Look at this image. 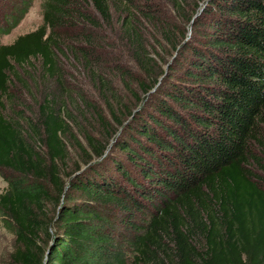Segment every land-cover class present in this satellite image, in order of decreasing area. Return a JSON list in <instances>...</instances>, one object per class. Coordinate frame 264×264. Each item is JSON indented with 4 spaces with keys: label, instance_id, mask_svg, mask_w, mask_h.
Listing matches in <instances>:
<instances>
[{
    "label": "trees",
    "instance_id": "16d2710c",
    "mask_svg": "<svg viewBox=\"0 0 264 264\" xmlns=\"http://www.w3.org/2000/svg\"><path fill=\"white\" fill-rule=\"evenodd\" d=\"M148 1L43 0L42 23L0 43L10 264H264V0H196L192 37L168 73L137 36ZM166 1L179 10L186 0ZM115 16L138 70L136 91L120 84L140 105L122 115L110 105L102 141L81 130L83 163L63 179L77 88L116 92L104 34Z\"/></svg>",
    "mask_w": 264,
    "mask_h": 264
},
{
    "label": "rangeland",
    "instance_id": "374dc122",
    "mask_svg": "<svg viewBox=\"0 0 264 264\" xmlns=\"http://www.w3.org/2000/svg\"><path fill=\"white\" fill-rule=\"evenodd\" d=\"M23 0H0V27L6 26L9 17L15 12L11 10L13 7L17 9ZM27 11L20 19L17 25L10 29L9 32L0 34V43H11L16 36L36 29L42 23V3L43 0H29ZM151 2V16L150 18H143L140 16V25H136L139 33L138 39L145 44L149 57L156 59L155 54L158 55L157 66L154 67L165 73L171 69V65L174 63V59L180 53L181 47L186 40H189L193 34V18L196 15V5H201V2L196 4V0H186L183 6L177 9H171V4L166 0H149ZM11 15H8V13ZM112 20V29L108 32H104L106 37L110 39L112 43V54L116 58L118 68L121 74L117 72L116 78V92L111 90L110 93L104 94L103 90L95 88L92 85L91 89L84 91V94L79 93L77 88V94L75 101L70 102V107L75 109V116L78 128L73 130L76 142L74 147L69 148V157L64 167H61L63 172V179L67 173L72 172L76 164H82V156L87 151L85 140L81 137V130L88 131L95 136L98 140H103L106 134L103 129L105 125L111 124L112 115L109 112V106H113L115 109V115H122V111H129L135 109L140 102H136L133 99L131 93L120 84L121 82H127L134 91H136V84L134 77L138 73L136 64L131 60L134 58L136 46L132 44L131 40L125 36L123 28L119 22ZM73 30V28H71ZM101 36L100 34H98ZM143 47V49H144ZM107 79L113 76L112 70L105 71ZM90 79V78H87ZM91 80V79H90ZM120 84V85H119ZM84 90V88H82ZM113 93V94H112ZM115 97L118 101L125 104L123 108L119 105L116 106ZM62 101V99H61ZM84 101H90L93 105L91 110L89 107L83 105ZM110 106V107H111ZM101 113L103 117V123L99 124L96 120L95 113ZM78 134V135H77ZM78 143L81 145H78ZM71 145V143H70ZM83 148V149H82ZM7 188V181L0 175V192ZM54 204H49L47 208L49 210L54 209ZM15 248V226L10 219L0 214V264H10V253Z\"/></svg>",
    "mask_w": 264,
    "mask_h": 264
}]
</instances>
